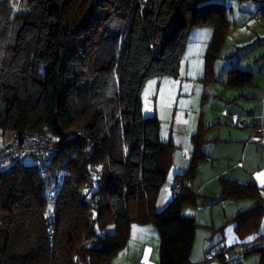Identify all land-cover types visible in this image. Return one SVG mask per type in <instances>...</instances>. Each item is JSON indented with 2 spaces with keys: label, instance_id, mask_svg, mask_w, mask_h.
Returning a JSON list of instances; mask_svg holds the SVG:
<instances>
[{
  "label": "trees",
  "instance_id": "obj_1",
  "mask_svg": "<svg viewBox=\"0 0 264 264\" xmlns=\"http://www.w3.org/2000/svg\"><path fill=\"white\" fill-rule=\"evenodd\" d=\"M13 3L0 0V130L11 142L35 133L50 143L0 167V264H110L134 223L156 226L159 264H191L198 223L184 211L207 196L189 183L193 158L157 209L175 144L158 115L144 114L142 91L178 74L194 27L215 30L211 71L231 23L225 0H23L18 13ZM253 77L233 67L228 82ZM223 180V197L257 201L231 220L245 238L264 215L262 188ZM252 253L264 264L263 246Z\"/></svg>",
  "mask_w": 264,
  "mask_h": 264
},
{
  "label": "crops",
  "instance_id": "obj_2",
  "mask_svg": "<svg viewBox=\"0 0 264 264\" xmlns=\"http://www.w3.org/2000/svg\"><path fill=\"white\" fill-rule=\"evenodd\" d=\"M225 2L231 23L228 27L226 41L220 50L223 54L220 56L221 63L217 65L218 56L210 71L217 83L210 84L207 103L202 113L201 111L195 112L192 116L194 119L190 117L188 122H194L192 127L190 124V128L196 140L195 152L202 148L201 156L206 159L205 168L213 171L210 181L220 180L223 185V179H232L239 183L254 180L263 192L264 182L259 177L264 174V136L259 139L255 138L254 130L264 129V11L261 16L256 15L263 7L264 0H225ZM194 29H196L194 30L195 36L203 39L198 43V47L202 50L200 56L203 58L215 30L211 26ZM256 40L261 42L250 50L239 48ZM203 61L202 59V64ZM233 67L252 71L254 73L252 82L244 86L231 85L226 75ZM196 86L194 85L192 89L195 90ZM203 129L206 131L204 135L202 134ZM196 135H198L197 139ZM192 143L189 155H186L181 165L174 167V176L172 180L168 177L160 190L159 197L164 195L169 200L173 198V187L179 181L176 175L188 168V158L193 149ZM189 183L192 186L193 180ZM256 203L257 201L249 208L236 210L240 213L252 208ZM184 212L193 217H198L199 214V211L189 214L187 207ZM232 213L227 215L231 217L229 221L238 214L233 213L232 215ZM261 224L262 220L258 231ZM259 236L261 237L257 239ZM160 242V234L155 225L132 224L130 239L126 248L121 252L125 254V264H159ZM253 242L257 244L255 246L264 247V232L255 236ZM252 247L254 244L250 245L247 251ZM204 261L205 259L195 262L191 255V264H202ZM238 264H243V262H238Z\"/></svg>",
  "mask_w": 264,
  "mask_h": 264
},
{
  "label": "rangeland",
  "instance_id": "obj_3",
  "mask_svg": "<svg viewBox=\"0 0 264 264\" xmlns=\"http://www.w3.org/2000/svg\"><path fill=\"white\" fill-rule=\"evenodd\" d=\"M13 4L14 12L16 13L27 10L23 0H14ZM194 30L196 29H192L189 34L187 50L182 58L178 74L176 76H155L146 82L142 91L143 112L146 116L158 115L161 122V137L164 140H172L176 143L174 161L168 173V177L171 180L175 173L174 167L184 162L186 155H189L190 144L193 142L191 156L188 158V167L193 158H195L196 174L192 186L196 191L208 196L207 198L200 196L196 205L191 204L186 206L189 214L199 211L198 217H195L198 226L196 228L192 260L200 262L206 258L207 253L215 251L219 246L226 245L230 248L233 247L234 252L226 254L225 261L218 258L209 264H238V262H243V264H258L260 260L259 254H246V252L250 245H257L253 242V238L264 232V216L260 230L245 238H241L238 235L234 222L229 221L231 217H227L232 212L235 215L239 210L251 207L256 200L253 198L235 199L223 197V185L221 181H210L213 171L205 168L204 163L206 159L201 156L199 157L195 153V147L197 148L196 140L193 136V130L190 128V124L192 127V123L194 124V122L189 123L188 121L190 117L194 119L192 116L195 112L201 111L202 113L204 105L207 103L209 86L211 83L216 84L217 82L212 78V74L207 68L206 57L209 45H207L202 58L200 56V51L202 53V50L198 47V43L203 39L195 36ZM221 54L222 52L220 51L217 65L221 63ZM202 59L204 60L203 64ZM188 66H190L189 69ZM189 72H195V75H188ZM226 77H229V73ZM174 81L178 83H172ZM194 85L196 86L195 90L192 89ZM205 133L206 131L203 129L202 134L204 135ZM13 138V132L7 131L3 133L0 130V149L8 145ZM201 151L202 148L198 150V153L201 154ZM26 161L31 162L32 159L27 158ZM181 180L184 179H179V181ZM262 194L264 195V191ZM169 201V199L162 195L157 201V209H162ZM249 237H252V239H249ZM121 252L112 258L110 264H125L126 257Z\"/></svg>",
  "mask_w": 264,
  "mask_h": 264
},
{
  "label": "built area",
  "instance_id": "obj_4",
  "mask_svg": "<svg viewBox=\"0 0 264 264\" xmlns=\"http://www.w3.org/2000/svg\"><path fill=\"white\" fill-rule=\"evenodd\" d=\"M260 16V13L257 14ZM255 138L259 139L264 136V129L258 128L254 130ZM50 143V137L40 136L35 133L26 135L23 141H20L19 136H16V139L5 146L3 149H0V167L4 169L10 162L17 161L21 158V155L24 153H38L43 150ZM184 180L178 181L176 183L175 189L182 183ZM234 252L233 247H228L226 245L219 246L215 251L209 252L206 255L205 261L202 264H207L210 261L215 259H221V256L226 254H232Z\"/></svg>",
  "mask_w": 264,
  "mask_h": 264
},
{
  "label": "snow or ice",
  "instance_id": "obj_5",
  "mask_svg": "<svg viewBox=\"0 0 264 264\" xmlns=\"http://www.w3.org/2000/svg\"><path fill=\"white\" fill-rule=\"evenodd\" d=\"M188 75H195V72H189ZM172 83H178V82L174 81ZM186 89H187V86H186ZM185 123H187V122H185ZM259 178L262 180V182H264V174H261ZM249 239H252V237H249Z\"/></svg>",
  "mask_w": 264,
  "mask_h": 264
},
{
  "label": "water",
  "instance_id": "obj_6",
  "mask_svg": "<svg viewBox=\"0 0 264 264\" xmlns=\"http://www.w3.org/2000/svg\"><path fill=\"white\" fill-rule=\"evenodd\" d=\"M57 128H58L59 132L62 133V129H61V127H60L58 122H57Z\"/></svg>",
  "mask_w": 264,
  "mask_h": 264
}]
</instances>
